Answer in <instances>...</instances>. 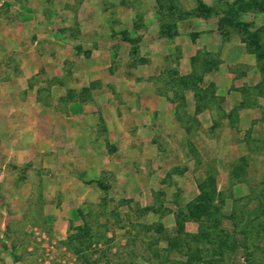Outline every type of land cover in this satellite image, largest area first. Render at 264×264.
<instances>
[{
    "label": "rangeland",
    "instance_id": "374dc122",
    "mask_svg": "<svg viewBox=\"0 0 264 264\" xmlns=\"http://www.w3.org/2000/svg\"><path fill=\"white\" fill-rule=\"evenodd\" d=\"M157 1L0 0V51L9 71L0 82L19 75L4 46L14 45L27 63L34 55L36 73L20 84V97L34 91L46 110L63 114L70 104L87 105L99 115L96 128L88 121L79 127L104 144L101 156L85 160L86 170L102 169L98 178L85 181L82 164L70 162L81 152L58 148L67 163L36 157L33 165L12 162L0 149V264H84L64 244L78 231L91 242L87 264H161L153 253L180 264L196 247L202 259L192 264H264V73L241 31L220 32L219 16L190 13L196 0ZM232 1L202 0L212 11ZM242 20L250 30L264 27V14ZM123 31L138 40L136 54ZM0 105L10 111L7 120L14 116L11 99ZM34 117L35 136L60 138L39 130L52 118ZM198 185L219 193L216 205L223 202L218 228L232 242L221 256L210 244L168 250L176 214L186 213ZM198 228L183 223L187 233Z\"/></svg>",
    "mask_w": 264,
    "mask_h": 264
},
{
    "label": "crops",
    "instance_id": "0c3cea01",
    "mask_svg": "<svg viewBox=\"0 0 264 264\" xmlns=\"http://www.w3.org/2000/svg\"><path fill=\"white\" fill-rule=\"evenodd\" d=\"M1 27L2 29L3 28L8 29V30L10 29V28H7L5 23H3ZM11 29H13V32L16 31V29L14 28H11ZM11 45H8L9 48L4 46L2 49V52L10 51L8 52V54L12 55L13 59L15 60V66L16 68H19V71H18L19 75L14 76V77L12 76L13 78H8L5 82L4 81L0 82V100L8 98V99H11L15 105V107L13 108L14 118L10 117V119L8 120L6 119V114L9 115L10 111L6 112L7 109L1 108L3 106L0 105V149L1 150L4 149L6 152H8V154L6 153L7 158L12 159V156L14 157V159H12V162L15 161V163L17 162L23 163L25 161L26 162L30 161V164H33V165L37 162L36 160H34V158L36 157L40 158L38 162L42 161V163L46 162V160L47 162H49V160L52 162H55L54 160H56L57 157L60 159L61 163L63 162L67 163L69 156L67 157L63 154L61 156V153H62L61 151H58V153H56L58 148L69 149L70 152L72 153L74 152V155L76 153L79 154L81 152L83 156L81 154L79 155L80 157L78 155H75V156H71V159H70V162H72L76 166H78L79 163L82 164L80 165V167L82 168V173L80 175L82 177L81 178L79 177V179H82L83 181L97 179L102 169H99V166H97V164L96 165L92 164L90 166L91 168L89 167L86 170L88 164L86 163L85 160L90 159L93 156H94V159L101 156L102 155L101 150L104 148V144L102 145V143L99 140L96 141L95 140L96 138H94L92 135L90 136L89 132L87 130L85 131L86 127H83L85 125H82V128H81L79 127L78 123L81 121H88L86 123L87 125L93 124L92 126L96 128V122H97L99 115L96 113L95 114L92 113L93 110L91 109L92 110L91 111L89 107H87V105H84V104L68 105L67 114H63L59 111L50 112L46 110V108H44L40 102L36 101V95L34 91L28 92L25 98L24 97L21 98L20 97V87H21L20 84L26 79V76H28V74L30 75V74L36 73L35 68H37L36 66L39 64V60H36L34 55H31L28 57V58L34 59L33 61H31V63H27L26 60L23 61L22 59H24L25 57H20V54H16L17 48H15L14 45L12 46ZM4 58L5 56L2 55L0 51V74L1 73L4 74L5 72H6L5 74L9 73L8 69L5 68L6 65H4V61H3ZM107 107L108 106H106V108ZM109 111L111 113V109ZM104 112L106 111L104 110ZM35 113L39 115L41 119H44L47 121L49 120V118H52V122L49 123L48 126H45V127L42 126L41 128V126L38 125L40 127L39 130L40 129L45 130L49 136H54V137L60 136L59 139H56L55 141L53 139L50 140L43 136H38V137L35 136L34 132L37 129V127L35 126V122H36V118L34 117ZM107 114L110 115L109 113ZM118 115H119L118 119H121V117H124V114L122 113ZM146 118H148V116ZM73 127L75 129H73ZM106 128H108V134H110L111 132L110 125H107ZM80 129H81V132L78 135L77 132ZM138 129L140 130V128ZM22 133L27 134L25 137L23 136V141L20 139ZM72 135L73 136L77 135V138L75 137L76 139L72 140L74 141V143L70 144L69 142L70 139H68V136H72ZM84 136L87 137V141L84 140ZM14 137H17V141L18 140L19 141L14 142L13 141ZM123 138H124L123 145H126L124 150L125 152H128L127 151L129 147V143L127 144V142H129L127 141L128 136L125 134ZM52 141L53 142L55 141V143H53ZM115 147L120 151L123 149L118 144H115ZM41 177L42 179L43 178L48 179V174L42 175ZM1 178L2 177L0 176V180Z\"/></svg>",
    "mask_w": 264,
    "mask_h": 264
},
{
    "label": "trees",
    "instance_id": "16d2710c",
    "mask_svg": "<svg viewBox=\"0 0 264 264\" xmlns=\"http://www.w3.org/2000/svg\"><path fill=\"white\" fill-rule=\"evenodd\" d=\"M157 3L159 4L160 1L158 0ZM196 3L197 5L193 11L190 12L191 14L199 15L203 18H209L211 15L219 16L217 19V28L220 32L227 26L234 27L242 32L244 35L242 37V42L245 44L246 51L254 55L260 73H264V27L250 30L252 23L242 20V18L247 15L255 13L264 14V0H233L231 4L225 5V8L219 11H212L211 7L205 5L202 0H196ZM160 34L167 33H165V30L162 28ZM121 40L129 43L131 45L132 54H136L137 39H131L127 33L123 31L121 32ZM198 190H200L198 196L187 206L186 213L178 211L176 214V228L174 230L175 240L168 242V250H178L180 252V250L186 249V251H188L192 250L193 247H191L190 244H194L195 246H198L199 243L204 245L210 244L217 246V252L219 256H221L224 251H226L228 244L232 242L229 240L230 235H227V233H224V231L218 228L220 221L216 215L220 216L222 214L221 205L223 202L221 198H219L220 203L216 205L214 197L219 196V193L216 191H208L204 189L202 185H198ZM143 210L154 212L150 208H144ZM185 221L197 222L199 227L197 233L190 234L185 232L183 230V223ZM209 221H212L213 224H206L209 223ZM149 226L153 227V225ZM150 227H147V229H151ZM82 229H84V227H81L79 230ZM148 231L149 230H147V232ZM81 232L82 231H78L76 234L68 235L64 244L72 248L74 255L79 261L82 260L84 264H87L88 259L85 255V249L91 247V242H85L81 236ZM232 246L234 247L235 245ZM195 250L196 256L190 251L188 255L186 254V256H188L186 261L180 264H192L194 261H201V250L198 247H196ZM154 251L155 249L153 252ZM153 254L159 258V263L169 264L166 263L168 261L167 256L162 258L156 253ZM172 263L177 264L176 262Z\"/></svg>",
    "mask_w": 264,
    "mask_h": 264
}]
</instances>
